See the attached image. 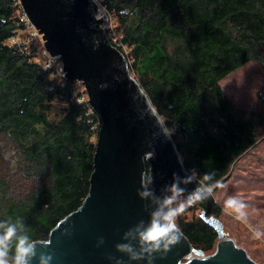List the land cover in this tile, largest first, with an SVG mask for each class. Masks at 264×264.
Masks as SVG:
<instances>
[{"label": "trees", "instance_id": "16d2710c", "mask_svg": "<svg viewBox=\"0 0 264 264\" xmlns=\"http://www.w3.org/2000/svg\"><path fill=\"white\" fill-rule=\"evenodd\" d=\"M101 3L125 47L111 42L130 61L173 139L181 136L175 143L201 190L192 206L219 216L213 191L264 126V112L235 106L220 81L252 60L264 69V0ZM28 25L20 0H0V137L20 156L15 172L0 170V236L15 227L5 257L14 263L20 237L47 239L83 202L101 125L99 112L83 100L86 90L77 92L76 80L55 76L38 59L45 46L32 33L18 42ZM21 177L28 182L23 190ZM201 213L176 223L205 252L218 233Z\"/></svg>", "mask_w": 264, "mask_h": 264}, {"label": "water", "instance_id": "95a60500", "mask_svg": "<svg viewBox=\"0 0 264 264\" xmlns=\"http://www.w3.org/2000/svg\"><path fill=\"white\" fill-rule=\"evenodd\" d=\"M30 23L42 35L51 55H59L65 75L80 80L88 102L101 115L94 169L81 205L35 243L28 264H259L224 231L216 215L201 216L218 233L215 251L205 255L180 229L178 239L159 251L145 253L135 232L146 228L156 211L166 212L169 189L190 196L197 177L187 170L178 147L122 50L108 35L109 17L98 0H20ZM100 16L101 18H97ZM150 176L147 188L142 176ZM150 191L142 198L140 192ZM132 234L125 239V234ZM104 244L99 247L100 238ZM49 241L44 246L41 241ZM127 243L140 259L116 245ZM194 252L199 255L195 256ZM114 259H108V257ZM8 264H15L8 261Z\"/></svg>", "mask_w": 264, "mask_h": 264}, {"label": "rangeland", "instance_id": "374dc122", "mask_svg": "<svg viewBox=\"0 0 264 264\" xmlns=\"http://www.w3.org/2000/svg\"><path fill=\"white\" fill-rule=\"evenodd\" d=\"M98 2L103 6L101 0H98ZM30 33L33 36H30ZM27 36H30L29 38L31 39H36L38 43H42L45 46L42 35L30 21L28 29L19 34L18 42L22 43L21 37L26 38ZM44 53L40 54L38 58L39 60L42 58V63L45 61ZM128 62L130 66L131 63L129 60ZM132 72L139 80L135 71ZM54 75L59 77L57 72ZM76 81L77 92L80 88L84 89L80 80ZM220 84L235 106L264 112V69L257 61H249L235 69L225 76L220 81ZM83 98V100L88 101V95ZM169 131L170 133L172 132L171 130ZM177 140H181V136L174 135V141ZM180 157L183 160L181 153ZM19 162L20 156L15 147L5 137H0V170L13 173L18 168ZM20 179L22 180L18 179L21 188L19 190H23L25 186H28V182L26 184L22 177ZM32 184L34 183H29V185ZM213 195L221 205V213L218 218L224 225V231L239 246L245 248L254 260L259 264H264V126L260 129L257 142L235 160L227 176L213 191ZM169 197L173 198L171 208L186 204L188 198V196L178 193L172 188L169 189ZM232 197L241 200L246 205L242 209L244 213L243 219H236L237 212L232 208L225 207V202ZM200 213V208L197 209L191 205L186 207L184 212L177 218L182 216V218L187 220L200 215ZM256 233L261 234L259 239L254 238ZM218 241L219 238L216 239L212 250L205 251V255L215 251ZM194 255L197 256L199 254L194 252Z\"/></svg>", "mask_w": 264, "mask_h": 264}, {"label": "clouds", "instance_id": "9594fccd", "mask_svg": "<svg viewBox=\"0 0 264 264\" xmlns=\"http://www.w3.org/2000/svg\"><path fill=\"white\" fill-rule=\"evenodd\" d=\"M97 18H101L97 16ZM210 178V177H209ZM150 183V176L146 172L142 176V185L143 187L147 188ZM219 184V182H218ZM177 186L173 185V189H176ZM210 191V190H209ZM142 198H146L151 195L150 191H142L139 193ZM201 190L197 189L193 192L188 198L186 204H181L177 208H168L166 212L156 211L152 214V220L150 224L146 227L141 229L138 227L135 229L141 251L145 253H154L159 251L162 246L168 247L171 241L174 243L178 239L179 228L176 223V218L182 214L186 207L195 204L196 202L201 200ZM165 203L171 205L173 203V198L168 197L165 200ZM226 208H232L237 212L236 219L240 220L243 219L244 213L242 209L246 207V205L235 197L229 198L225 202ZM2 227V225H0ZM132 233H126L125 239L128 238ZM16 235V229L14 226H9L6 230V233L3 236H0V264H8L7 260L5 259L7 255V243ZM260 233H256L254 238L259 239ZM44 246L49 245V241L44 240L41 241ZM104 244V239L101 237L98 242V247ZM117 250L121 252H127L130 254V258L133 260L140 259L141 256L137 255L136 252L133 250L132 246L127 243L117 244ZM35 255V243L30 242L27 236H22L18 239V244L16 248V257H15V264H28V260L30 257ZM51 255L42 254L40 256V264H50L52 260ZM108 259H114V257L109 256ZM155 259L154 256H150V264L151 261ZM117 264H120L118 261Z\"/></svg>", "mask_w": 264, "mask_h": 264}, {"label": "built area", "instance_id": "2783aa9c", "mask_svg": "<svg viewBox=\"0 0 264 264\" xmlns=\"http://www.w3.org/2000/svg\"><path fill=\"white\" fill-rule=\"evenodd\" d=\"M104 6H101V13H107L108 17H109V23H108V34H109V37H111V39L113 41H115L116 43H120L119 45H124V43H122L120 41V37H119V34L115 31V25H116V19L114 17V15L112 13H109L107 11V9L104 7ZM106 9V10H105ZM114 19V20H113ZM115 25H114V23ZM126 51V49H125ZM45 61L43 63V65L46 67V68H51V69H54L55 73H59V76H62V77H65L66 78V73L63 69V61L61 60V57L59 55H51L49 53V51L45 50ZM80 83H82L80 81ZM82 86L84 87V85L82 84ZM85 89V87H84Z\"/></svg>", "mask_w": 264, "mask_h": 264}]
</instances>
